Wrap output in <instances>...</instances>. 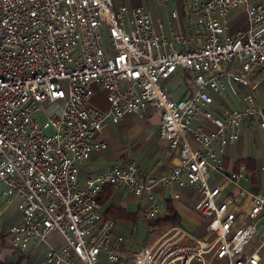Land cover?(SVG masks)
Masks as SVG:
<instances>
[{
    "label": "built area",
    "instance_id": "obj_1",
    "mask_svg": "<svg viewBox=\"0 0 264 264\" xmlns=\"http://www.w3.org/2000/svg\"><path fill=\"white\" fill-rule=\"evenodd\" d=\"M234 10L243 19L231 26ZM179 71L186 89L173 99L163 82ZM263 81L264 0H178L165 18L113 0H0V198L20 214L13 249L44 247L38 264H264V185L245 189L246 166L226 169L224 154L253 123L264 132ZM96 90L105 109L91 102ZM229 91L240 109L224 101ZM149 108L177 164L147 178L117 164L80 180V165L106 148L94 140L106 122ZM106 187L137 198L148 223L161 216L157 188L178 200L193 187L203 235L168 226L124 251L118 223L103 218Z\"/></svg>",
    "mask_w": 264,
    "mask_h": 264
},
{
    "label": "crops",
    "instance_id": "obj_2",
    "mask_svg": "<svg viewBox=\"0 0 264 264\" xmlns=\"http://www.w3.org/2000/svg\"><path fill=\"white\" fill-rule=\"evenodd\" d=\"M173 5L177 8L178 1L175 0ZM175 76L170 80L174 79ZM263 91L264 81L261 83L257 93ZM226 95L224 100L226 104L236 109L241 108V100L237 98L236 95L231 91ZM91 102L95 107L100 109H105L107 107L105 94L102 91L96 90ZM145 113L150 115V118H147L151 121L149 124H147V119L144 116ZM145 113L141 115L128 114L124 117L123 121L118 124L106 122L102 131L97 133L94 138L96 142L105 143L106 148L102 151L94 152L88 161L80 165V180H84L88 176L102 173L108 167L117 164L132 162L137 164L144 178L151 176L158 177L177 164L178 157L170 153L167 143L160 140L157 136L159 124L158 112L149 108ZM259 131L261 130L253 123L242 131L239 141L226 146L224 149L226 169H235L239 165L246 166L250 179L248 182L244 183V188L253 194H260L262 186L264 185V138L261 142L259 139ZM262 133L264 136V132ZM242 161H249L253 165L251 167V164H240ZM155 193L162 213L160 219H164L167 216L166 206L169 202L181 219L180 227L191 233L193 232L190 227L201 226V230L203 229V220L198 211L200 198L193 187L180 191L178 200L170 199L167 189L157 188ZM102 196L103 194L101 193V197ZM101 206L103 218L108 208L124 210L128 214H136L137 222L135 226L122 219L115 220V222L118 223V232L124 233L126 238L130 235L128 239L134 235V230H136L140 223H142L144 227L147 225L146 223H148L143 221L139 216L140 201L131 194L124 195L122 189H113L108 199L105 200ZM248 207V200L244 201L239 206L240 218L247 213ZM0 210H2V215L0 216V264H38L44 252V247L29 249L25 253H21L12 247L8 228L20 220V214L16 209V203L14 201L4 202L0 198ZM168 226L171 225L165 224L158 229L162 231ZM157 235L158 232L155 236L157 237ZM154 240L155 238L152 242ZM132 244L130 240L129 243L128 240H126L123 250L137 252L132 250Z\"/></svg>",
    "mask_w": 264,
    "mask_h": 264
},
{
    "label": "rangeland",
    "instance_id": "obj_3",
    "mask_svg": "<svg viewBox=\"0 0 264 264\" xmlns=\"http://www.w3.org/2000/svg\"><path fill=\"white\" fill-rule=\"evenodd\" d=\"M174 1L175 0H171V4H169L168 9L161 6L159 4V0H113V6L115 8L122 6V5H125V6H142L145 10H147L153 16L165 18L166 12L175 8L173 5ZM176 1H178V0H176ZM239 17H241V18H240V20L237 21V19ZM242 19H243V17L241 15V12L238 10L231 11L227 16V20L229 21V23H231V26L237 25L239 22L242 21ZM101 34H102L103 43L105 44L106 47H109V37H108V34L104 28L102 29ZM163 85H164L165 89L168 90L170 93L172 91L174 92V93L173 92L171 93L173 96V99L180 97L183 94L184 90L186 89L184 77L180 71L176 74L174 79L167 80V81L163 82ZM175 93H176V96H175ZM257 98H258L261 106L264 108V91L257 93ZM144 116L146 117V119L150 118V115L148 113H145ZM148 119H147V124H149L151 122ZM259 137H260L259 138L260 141L262 142L264 136H263V133L261 131H259ZM161 215H162V213H161ZM151 223H153V222H151ZM151 223H146L147 224L145 226L146 228L144 227V225L142 223H140L138 225V227L136 228V230H134V235L131 238L129 237L130 239H128V236H130V235L127 236L126 240H128V243H129V240L133 243L132 244V250L133 251H139L141 248L151 244L152 240L154 238H156L155 235L157 234V232L158 233L160 232L159 231L160 229L153 228L151 226ZM200 227L195 226V227H190V229H192V232L194 235L202 236L203 230H201L202 227L201 228Z\"/></svg>",
    "mask_w": 264,
    "mask_h": 264
},
{
    "label": "trees",
    "instance_id": "obj_4",
    "mask_svg": "<svg viewBox=\"0 0 264 264\" xmlns=\"http://www.w3.org/2000/svg\"><path fill=\"white\" fill-rule=\"evenodd\" d=\"M240 164H246V165L251 164V167L253 165L249 161H242L240 162ZM112 191H113L112 188L106 187L102 192L103 196L102 197L100 196L101 198H99V202L101 204L105 202V200L108 199ZM166 212H167V216L164 219H158L156 221H153V223H151V226L153 228L158 229L165 224H168L171 226H179L181 224L180 217L174 211L172 205L169 202L166 206ZM104 215H105L104 219H112L114 221L118 219H122V220L132 223L134 226L136 225V222H137L136 214H128L124 210H115V209L108 208Z\"/></svg>",
    "mask_w": 264,
    "mask_h": 264
}]
</instances>
